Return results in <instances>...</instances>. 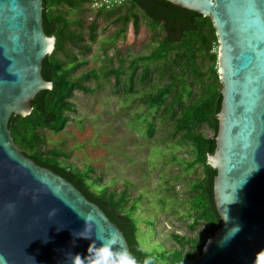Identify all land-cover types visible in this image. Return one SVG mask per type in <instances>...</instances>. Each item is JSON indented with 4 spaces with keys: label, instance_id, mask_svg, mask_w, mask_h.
<instances>
[{
    "label": "water",
    "instance_id": "water-1",
    "mask_svg": "<svg viewBox=\"0 0 264 264\" xmlns=\"http://www.w3.org/2000/svg\"><path fill=\"white\" fill-rule=\"evenodd\" d=\"M167 1L211 18L222 84L207 157L221 225L198 257L173 264H264V0ZM51 37L43 0H0V264H70V254L84 256L91 241L106 240L133 257L100 206L13 141L11 116L28 114L51 88L42 75Z\"/></svg>",
    "mask_w": 264,
    "mask_h": 264
},
{
    "label": "rangeland",
    "instance_id": "rangeland-1",
    "mask_svg": "<svg viewBox=\"0 0 264 264\" xmlns=\"http://www.w3.org/2000/svg\"><path fill=\"white\" fill-rule=\"evenodd\" d=\"M117 6L118 11L113 14L96 16L98 10L85 4L81 13L84 22L80 20L76 26L66 30L63 37L56 33L53 51L47 55V61L52 67L51 82L54 91L45 92L35 101L47 104L59 93L62 84H67L71 80L81 84L82 81L86 89L77 91L87 95L83 103L87 113L83 115L77 113L78 105L66 100L65 97V103L59 107L63 116L62 118L56 116L59 121L57 125H53L56 130L47 128L50 125L48 123H41L39 126L44 128H37L44 139L40 149L43 152L59 149L68 154L64 161L71 162L79 168L84 165L91 166L93 170L89 174L92 177L101 176L98 184L105 183L108 189L113 188L117 194L125 189L123 179H131L133 185L125 189L128 196L127 205L144 192L145 196L138 207L139 218L147 217L154 221L152 230H149L144 222H137L136 225L140 229L139 237L144 238L141 247L148 250V245L151 244L158 248V252L162 251L165 257H169L172 250L179 249L183 251L192 249L191 252L196 254L197 249L191 248L189 244L181 247L177 237H183V240L195 238L197 244L202 242L205 244L210 238L207 222L197 218L196 211L188 203L192 194L191 182L202 178L203 170L200 165L186 169L187 162L193 159L192 147L189 144H181V132L175 129L174 120L169 117L170 115L160 108L153 111V116H146L149 110L143 102L144 95L151 91L152 84L167 83L169 81L167 74L160 76L158 71H151L156 63L142 62L131 83H128L130 59L148 55L158 44L159 38L154 34L159 33L158 29L150 27L149 20L141 12L137 33H134L131 23L126 24L124 28L113 18L118 13L125 12L127 5L122 1ZM94 18L97 28L96 40L90 41V52L79 59L80 66L79 63L73 64L72 60L66 59L76 42L81 43L75 27L86 32L87 23ZM122 27L124 31L113 36ZM84 39L87 40V36ZM69 62L70 73L64 68ZM210 64L209 56L199 59L198 67L202 74H208ZM145 65H148L151 71L146 78L141 75ZM120 66L123 69L120 78L131 85L132 91L128 93H123L121 84L115 85L114 73L105 74L106 71ZM171 67L175 73L180 74L176 65ZM92 69L100 74L98 78L92 76ZM85 72H88L89 77L79 82L78 77L71 76L75 73L82 79L85 77L81 74ZM186 78L190 95L183 98V104H188L194 97L204 92L201 80L190 74ZM219 85L222 89L220 81ZM52 86L47 90H51ZM71 88L68 86L66 89V95L69 91L71 93L68 94L69 97L73 95ZM166 98V101H169L171 95ZM178 112L179 108H176L175 115H178ZM144 116L153 124L151 135L145 131ZM68 122L75 124L73 129L65 128ZM196 130L208 136L213 133L206 123L199 124ZM167 233L169 240L166 237ZM165 260L168 262L165 264H169L170 259Z\"/></svg>",
    "mask_w": 264,
    "mask_h": 264
},
{
    "label": "trees",
    "instance_id": "trees-1",
    "mask_svg": "<svg viewBox=\"0 0 264 264\" xmlns=\"http://www.w3.org/2000/svg\"><path fill=\"white\" fill-rule=\"evenodd\" d=\"M94 0H43V18L44 28L48 36L58 33L63 37V33L73 26H76L84 18L81 16L85 4L91 5ZM127 5L125 12L118 13L113 20L119 22L121 26L131 23L134 33L138 32L139 12L149 20L150 27L158 29L159 34H154L159 38L158 44L148 54L130 59L128 83L135 74L139 65L143 62L156 63L151 71H158L160 76L166 75L169 81L165 84H152L149 93H145L143 102L149 112L146 116L152 115L153 111L160 108L166 112L169 117L174 120V127L180 131L181 144H189L192 147L193 159L187 162V168L190 169L196 165H200L203 170V177L191 182L192 194L188 203L191 208L196 211L197 218H201L207 222L208 237H211L220 227L221 221L214 204L213 198V181L216 170L207 163L208 155L215 150V135L218 129V113L221 109V86L217 72V47L218 41L215 28L209 16L189 10L184 7L175 5L167 0H124ZM104 8V11L101 9ZM118 6H103L96 12V16L109 15L117 12ZM107 13V14H106ZM86 32L80 31L75 27V32L81 38L83 46V55H87L91 49V40H96L97 28L95 26V18L86 25ZM120 28L113 36H117L124 31ZM160 31V32H159ZM87 36V40L84 37ZM105 52V50H103ZM204 56L211 58V64L208 66V74H202L198 67V61ZM73 58L72 53L67 56L66 60ZM86 62V60H83ZM81 63V62H80ZM172 65L179 68L180 74L172 70ZM162 66V67H161ZM150 68L145 65L142 71V77H147ZM92 76L98 78L99 73L95 69L91 70ZM123 69L112 68L105 72L115 74V85H122L123 93L132 91L131 85L120 78ZM188 74L195 76L202 81L204 92L191 100L188 104H183V98L190 95L189 87L186 83ZM42 75L52 81V67L45 59L42 67ZM86 79L89 77L88 72L82 73ZM79 78L78 80H82ZM52 83V82H51ZM77 86L86 89L77 81L71 80L67 84H62L58 90V94L53 97L47 104L32 101L31 110L28 114H15L9 120V129L14 143L28 157L32 158L41 166L48 167L61 176L66 177L72 182L84 195L91 201L100 206L107 216L123 229V232L129 242L132 255L139 264H165V259H170L169 264L184 260L194 259L202 253L204 242L197 244L195 238L183 240V237H177L181 247L189 244L191 248H196L197 253L193 254L189 250H172L169 257H165L162 251L158 252V248L148 245V250L141 247L144 238L139 237L140 229L136 225L142 221L152 230L154 221L147 217L139 218L140 209L138 208L143 194L138 196L127 205L126 188L133 185L131 179L124 178L123 183L125 189L117 192L111 188L108 189L105 183L98 182L101 176L92 177L89 173L91 166L84 165L82 168L64 161L67 153L59 149H49L45 152L41 151V144L44 139L37 131L41 123L50 124L47 128L55 129L59 119L62 118L61 109L59 108L65 103L64 98L71 94L70 91L66 95L67 87ZM47 91H40L44 94ZM171 95L169 101L167 96ZM58 106V107H57ZM179 108L178 115H175V109ZM154 115V114H153ZM152 115V116H153ZM58 118H57V117ZM144 116L146 122L145 131L148 135L153 132V124ZM79 119V118H72ZM76 122V121H74ZM79 122V121H78ZM80 123V122H79ZM206 123L213 130L211 135H205L196 128L199 124ZM54 125V126H53ZM63 127V126H61ZM143 191V190H141ZM139 202V203H138ZM169 234L166 237L169 240ZM170 242V241H169ZM157 249V250H156ZM166 251V250H165ZM166 253V252H165ZM162 261V262H161Z\"/></svg>",
    "mask_w": 264,
    "mask_h": 264
},
{
    "label": "clouds",
    "instance_id": "clouds-1",
    "mask_svg": "<svg viewBox=\"0 0 264 264\" xmlns=\"http://www.w3.org/2000/svg\"><path fill=\"white\" fill-rule=\"evenodd\" d=\"M77 48L78 50L76 51V54H74L72 59H77V58L81 59L82 56H84L83 46L81 43H79ZM80 62H81L80 60L79 62H77L79 63V66H80ZM73 77L74 78L78 77L79 79L78 75ZM82 80H86V79H82ZM72 87L76 88L75 90L77 89H80L81 91L84 90L74 85ZM66 97H69V95ZM73 235L78 238L90 239L89 236H85L80 232L74 233ZM169 248L171 250V244L169 245ZM69 259H70V264H136V260L134 257L128 254L125 250L117 249L114 242L109 243L107 240L106 242H103L101 244H97L96 242L91 241V243H89L87 247L86 254L84 256H82L79 253H73L70 254ZM0 261H3V257H0ZM145 264H150V261H146Z\"/></svg>",
    "mask_w": 264,
    "mask_h": 264
},
{
    "label": "bare ground",
    "instance_id": "bare-ground-1",
    "mask_svg": "<svg viewBox=\"0 0 264 264\" xmlns=\"http://www.w3.org/2000/svg\"><path fill=\"white\" fill-rule=\"evenodd\" d=\"M51 40H52V44L48 47V50L49 51H48L47 54H50L53 51V47H54V36L51 37ZM75 73H73V76H77V75H75ZM51 86L52 85H50L49 87H51ZM72 94L73 95H76V96L75 97H72L73 95H71V97H68L67 100L78 105V107H77V109H78L77 113H80L82 115L83 114H86L87 113L86 112V107H84L83 103L85 102L84 100H85V97H87V95L85 93H83L81 91H77V90L72 91ZM76 97H79V99L77 100ZM67 124L68 125L65 126L66 129H73L74 126H75V124H72L70 122H68Z\"/></svg>",
    "mask_w": 264,
    "mask_h": 264
},
{
    "label": "built area",
    "instance_id": "built-area-1",
    "mask_svg": "<svg viewBox=\"0 0 264 264\" xmlns=\"http://www.w3.org/2000/svg\"><path fill=\"white\" fill-rule=\"evenodd\" d=\"M122 1H124V0H94V3L91 4V7L93 9H96L97 10V9L103 7V6H115V5H119V4H121ZM78 45H79V43L76 42V45L71 48V53H72L73 56H74V54H76V51L78 50V48H77ZM54 46H55V42H54ZM47 55H49V54H47ZM71 60L70 61L73 64L79 62V59L78 58L77 59H72L71 58Z\"/></svg>",
    "mask_w": 264,
    "mask_h": 264
}]
</instances>
